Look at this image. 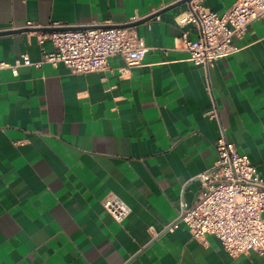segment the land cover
Returning <instances> with one entry per match:
<instances>
[{
    "label": "crops",
    "instance_id": "0c3cea01",
    "mask_svg": "<svg viewBox=\"0 0 264 264\" xmlns=\"http://www.w3.org/2000/svg\"><path fill=\"white\" fill-rule=\"evenodd\" d=\"M0 0V264H264L231 256L211 234L192 238L180 220L214 166L220 135L264 179V17L236 51L205 69L176 46L195 0ZM236 0H203L218 15ZM133 26L148 47L140 65L72 74L62 64L11 67L54 51L49 28ZM216 112L211 117L210 110ZM108 195L130 210L115 222ZM264 216V213H263Z\"/></svg>",
    "mask_w": 264,
    "mask_h": 264
},
{
    "label": "built area",
    "instance_id": "2783aa9c",
    "mask_svg": "<svg viewBox=\"0 0 264 264\" xmlns=\"http://www.w3.org/2000/svg\"><path fill=\"white\" fill-rule=\"evenodd\" d=\"M264 17V0H236L222 15L211 11L203 0H195L190 9L178 16L179 24L193 23L196 37L188 38L183 31L176 46L186 54V60L195 66L209 69L215 62L237 49L233 38L244 35L247 26ZM41 32L38 41L50 40L54 51L44 53L39 62L23 55L11 67L19 65L40 67L43 63L56 66L62 63L72 74L103 71L109 58L120 55L126 73L141 64L148 47L133 26H115L111 23L59 27ZM37 27L27 22L22 28ZM11 29V28H9ZM8 29V30H9ZM6 30V29H4ZM1 31V30H0ZM10 67L0 61V68ZM211 117L216 116L212 109ZM217 158L214 166L198 177V198L194 205L180 215L192 238L206 243L205 235H214L231 256L254 251L264 257V179L247 155L240 154L224 135L215 142ZM102 206L112 219L121 223L129 208L115 195H108Z\"/></svg>",
    "mask_w": 264,
    "mask_h": 264
},
{
    "label": "water",
    "instance_id": "95a60500",
    "mask_svg": "<svg viewBox=\"0 0 264 264\" xmlns=\"http://www.w3.org/2000/svg\"><path fill=\"white\" fill-rule=\"evenodd\" d=\"M189 1H191V0H182L181 1V3L182 2H189ZM158 14V12H155V13H153V14H151V15H148L147 17H145V18H143V19H141V20H139V21H135V22H132V23H129V24H127V25H124V27H127V26H136L137 24H139V23H142V22H145V21H147V20H149V19H151L152 17H154V16H156ZM68 28H70V27H67L66 29H68ZM72 29H75V28H77V27H71ZM79 28V27H78ZM61 29H63V28H51V27H49V28H42V29H22V31H36V30H44V31H53V30H61ZM11 32H15V31H12V30H5V31H0V34H4V33H11ZM198 180V178L197 179H195V181H197ZM186 212V209H184L183 210V212H182V214H184Z\"/></svg>",
    "mask_w": 264,
    "mask_h": 264
}]
</instances>
